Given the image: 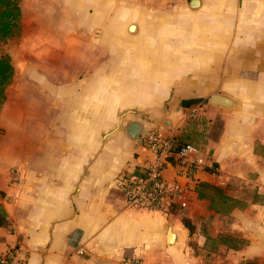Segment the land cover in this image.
Wrapping results in <instances>:
<instances>
[{"label":"crops","instance_id":"1","mask_svg":"<svg viewBox=\"0 0 264 264\" xmlns=\"http://www.w3.org/2000/svg\"><path fill=\"white\" fill-rule=\"evenodd\" d=\"M58 1L71 30L44 68L56 81L39 84L22 136L0 135V253L16 247L19 264H205L191 239L205 251L220 230L189 232L181 218L211 216L202 183L224 189L237 179L252 189L237 251L264 260V0ZM233 67L235 97L222 86ZM212 93L237 106L203 102ZM188 99L200 101L185 108ZM133 121L140 141L126 133ZM150 128L213 164L199 171L187 205L167 214L127 206L115 184L152 159L141 141ZM163 174L171 180L175 168Z\"/></svg>","mask_w":264,"mask_h":264},{"label":"rangeland","instance_id":"2","mask_svg":"<svg viewBox=\"0 0 264 264\" xmlns=\"http://www.w3.org/2000/svg\"><path fill=\"white\" fill-rule=\"evenodd\" d=\"M58 0H21V19L19 32L6 43L1 45V51H6L11 58L13 65V75L10 84L5 89V100L3 102L2 113L0 114V135L11 132L14 137L22 136L23 122L26 117V109L32 106L39 109L41 82L54 83L56 76L46 74L45 67H54L55 44L65 40L68 32L71 30V18L63 10H58L61 4ZM65 21V22H62ZM34 38V41H33ZM71 39V36H70ZM54 50V51H53ZM46 51L50 58H45ZM52 52V55L50 54ZM259 62V61H258ZM232 74L224 78L223 93L235 94L239 92L235 82V68H232ZM250 78L256 80L258 72L253 71ZM103 94V91L97 92V95ZM208 97L203 100L207 102ZM200 101V100H199ZM199 104V102L197 103ZM193 113V111H191ZM215 127L220 125V121H214ZM21 134V135H20ZM13 171H16L14 168ZM14 177L15 174L12 173ZM224 189H212L200 187L205 194L211 196L207 199L208 209L211 216H201L194 228L204 233L206 230H220L221 233L216 237H209L205 251L197 249L194 245V239H191L193 252L202 253L205 264H238L247 259L261 258L253 257L240 260V252L237 249L246 244L247 234V201L251 195L252 189L247 183L232 179ZM211 200V202H210ZM212 203V204H211ZM212 205V207H211ZM218 214L216 217L215 215ZM183 218H186L183 216ZM229 235L231 238L225 237ZM224 241L228 247L235 245L233 249H219V243Z\"/></svg>","mask_w":264,"mask_h":264},{"label":"built area","instance_id":"3","mask_svg":"<svg viewBox=\"0 0 264 264\" xmlns=\"http://www.w3.org/2000/svg\"><path fill=\"white\" fill-rule=\"evenodd\" d=\"M141 141L153 154L143 172L134 174L123 171L115 178L125 204L164 214L175 205L185 207L196 190L199 171L213 168V164L197 146L191 143L175 144L172 138L163 136L153 128L141 135ZM169 166L175 168V176L171 180L163 174ZM0 264H19L16 247L9 246L0 253ZM120 264H138V260L131 257L123 259Z\"/></svg>","mask_w":264,"mask_h":264},{"label":"trees","instance_id":"4","mask_svg":"<svg viewBox=\"0 0 264 264\" xmlns=\"http://www.w3.org/2000/svg\"><path fill=\"white\" fill-rule=\"evenodd\" d=\"M20 1L21 0H0V47L19 32L21 19ZM12 75L13 65L11 63L10 55L6 51H1L0 49V108L5 100V89L8 84H10ZM181 143L189 142H176L175 144ZM201 186L203 188L207 187L215 190L218 189L216 186L209 183H202ZM197 193L201 198H211V196L205 194L203 190L199 189ZM181 219L185 227H187L189 232H191L193 226L189 222L188 218L182 217ZM225 237L231 238L229 235H225ZM222 243H224V241H222ZM232 248H235V245H232ZM238 264H264V261L253 258L241 261Z\"/></svg>","mask_w":264,"mask_h":264},{"label":"water","instance_id":"5","mask_svg":"<svg viewBox=\"0 0 264 264\" xmlns=\"http://www.w3.org/2000/svg\"><path fill=\"white\" fill-rule=\"evenodd\" d=\"M196 3H197V0H191V4L193 6H195ZM207 101L212 106H217L219 108L227 109V110L234 109L237 106V102L234 99L226 95L220 94V93L210 94ZM198 102H199L198 99H188V100H185V102H183L182 105L185 108H190L196 105ZM140 130H141L140 125L134 121L130 122L128 126L126 127V133L129 136L138 139L139 141H140V138H139ZM171 226L172 224L171 222H169L168 227H167V237H166L167 243L173 242V233L171 232Z\"/></svg>","mask_w":264,"mask_h":264}]
</instances>
